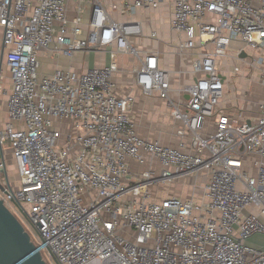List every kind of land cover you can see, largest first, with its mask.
<instances>
[{"label":"built area","instance_id":"obj_1","mask_svg":"<svg viewBox=\"0 0 264 264\" xmlns=\"http://www.w3.org/2000/svg\"><path fill=\"white\" fill-rule=\"evenodd\" d=\"M68 1L0 0L13 83L10 123L0 129V171H7L9 144L20 176L16 189L3 184L0 199L17 218L16 203L23 205L35 231L24 227L45 262L264 264V250L248 244L264 236V102L256 123L218 111L228 79L222 60L231 58L235 76L245 71L264 87V0H172L170 28L182 36L180 53L201 50L196 81L179 91L189 95L183 106L171 97L172 73L155 55L142 61L132 44L144 35L142 22L114 16L158 10L165 0H79L74 18ZM233 41L243 47L231 55ZM107 47L112 60L142 61L136 84L145 96L167 101L180 125L177 146L138 135L130 115L135 98L116 94L115 63L79 75L41 72L42 52L72 59ZM249 51L258 56L241 57ZM213 118L214 132L205 135ZM130 161L147 168L133 172ZM187 180L194 190L203 185L201 193L155 200L154 187Z\"/></svg>","mask_w":264,"mask_h":264},{"label":"crops","instance_id":"obj_2","mask_svg":"<svg viewBox=\"0 0 264 264\" xmlns=\"http://www.w3.org/2000/svg\"><path fill=\"white\" fill-rule=\"evenodd\" d=\"M107 4L120 3L125 0H106ZM129 1V0H128ZM133 1V0H130ZM166 2L158 9L152 11L139 10L134 16H122L114 13L117 20L140 21L143 24L144 35L139 38H132V44L140 51L142 61L147 55H155L158 58L159 66L164 70L172 73V99L182 106L185 105L189 98L186 93L179 91L191 85L196 81L197 77L193 74V66L200 54L198 51L180 53L179 46L182 36L173 32L170 28V19L172 14V0ZM79 0H69L68 8L70 18L76 15V5ZM88 22L89 15H86ZM86 34V27L83 26ZM152 33L157 36L152 37ZM243 47L239 41H233L230 45V54L234 55L237 50ZM110 47L103 48L100 51L89 53H79L74 58H68L61 55L56 59L49 51L42 52L39 56L41 63V72L44 75H51L57 68L76 74H83L88 69L104 68L115 63L117 71L114 75L116 84V94L119 97L133 96L135 103L131 109L130 115L136 126L138 135L148 141H159L161 144L175 147L179 143L176 131L179 128V122L173 119L170 108L166 100L158 97L155 93L151 97H147L136 84V71L141 67L142 61L129 55L119 56L116 60H112L110 55ZM209 50L206 47L205 51ZM201 52V50H199ZM7 51L2 44V32L0 30V61L3 62V80L0 84V129H4L10 118L8 115V97L12 92V78L4 60ZM198 54V56H197ZM246 57H257V53L246 52ZM242 57V56H241ZM242 57V58H246ZM75 60V61H74ZM227 74V86L225 90V98L220 104L219 112H231L240 115L241 120L256 123L259 117V106L264 102V87L258 81V78L247 77V72L235 76L230 70L233 69L236 62L231 58L221 61ZM247 77V78H246ZM215 118L208 122V129L204 133H213L215 128ZM12 152L10 149L5 152ZM7 154H5V157ZM250 159H256L250 156ZM246 165L251 166V162ZM131 170L133 172H143L147 167L140 166L135 161H130ZM251 168H253L251 166ZM7 182V181H6ZM164 186L154 187L152 192L155 200L161 201L156 196L157 190ZM157 189V190H156ZM176 196V195H175ZM173 197V196H171ZM178 197V196H177ZM169 198V197H167ZM182 198V197H181ZM184 199V198H182ZM261 240V241H258ZM254 242V243H253ZM250 246L264 250V236H257L248 243Z\"/></svg>","mask_w":264,"mask_h":264},{"label":"water","instance_id":"obj_3","mask_svg":"<svg viewBox=\"0 0 264 264\" xmlns=\"http://www.w3.org/2000/svg\"><path fill=\"white\" fill-rule=\"evenodd\" d=\"M246 57V54H242ZM5 174L8 182L7 172ZM0 190L5 188L0 182ZM20 212L23 205L16 203ZM0 264H47L41 253L31 241L29 233L22 222L13 214L0 199Z\"/></svg>","mask_w":264,"mask_h":264},{"label":"rangeland","instance_id":"obj_4","mask_svg":"<svg viewBox=\"0 0 264 264\" xmlns=\"http://www.w3.org/2000/svg\"><path fill=\"white\" fill-rule=\"evenodd\" d=\"M197 51L199 54L201 53L198 49H197ZM192 53H194V51ZM197 56H198V54H197ZM5 149L6 150L10 149L9 144L5 145ZM5 154H7V156L5 158H6V163H7V171L6 172H7L8 181H9V183H11V186L13 187V189H16L18 182L20 181V176L18 174L15 161H14L13 157L11 156V154L8 153V151H7V153L5 152ZM0 182L2 184H6V178H5V174L3 173V171H0ZM202 183L204 184V182H202ZM202 186L203 185H200V186H198V190H194L193 189L194 185L192 184V181L187 180L185 182H178V183H174V184H170V185H164V187L159 188L158 190L156 189L157 190L156 196H158V198L160 200H165V199H167V197H171V196H175V195L178 197H182L184 199H190L191 197H193V195L196 192L198 194L201 193ZM198 194H197V197H199ZM24 207H25L26 211L29 212V206L27 204H24ZM18 218L23 223V225L26 227V229L31 234H33V231H35V230L33 228H32L33 231L31 230L30 223H29V220L27 218V214H25L24 212H20L18 214ZM33 240L35 242H37V239L34 236H33ZM258 241H261V240H258Z\"/></svg>","mask_w":264,"mask_h":264},{"label":"snow or ice","instance_id":"obj_5","mask_svg":"<svg viewBox=\"0 0 264 264\" xmlns=\"http://www.w3.org/2000/svg\"><path fill=\"white\" fill-rule=\"evenodd\" d=\"M108 227H111V225H109Z\"/></svg>","mask_w":264,"mask_h":264}]
</instances>
